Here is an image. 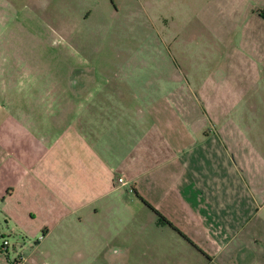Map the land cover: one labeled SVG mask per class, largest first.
<instances>
[{
  "label": "rangeland",
  "instance_id": "1",
  "mask_svg": "<svg viewBox=\"0 0 264 264\" xmlns=\"http://www.w3.org/2000/svg\"><path fill=\"white\" fill-rule=\"evenodd\" d=\"M74 76L83 88L144 87L154 100L164 90L188 112L196 108V118L224 121L236 138L242 126L261 122L258 138L244 135L248 153L254 148L248 161L261 158L259 169L252 165L240 179L232 172L230 180L264 184V0H0V80L9 86L0 92V106L28 100L30 92L16 89L21 81L25 89L51 90ZM6 117L0 109V122ZM260 196L223 212L232 240L214 263L264 261ZM151 217L140 216L130 227L112 221L109 228L103 215L65 222L50 245L38 248L42 233L29 236L0 216V245L8 241L11 264H209Z\"/></svg>",
  "mask_w": 264,
  "mask_h": 264
},
{
  "label": "crops",
  "instance_id": "2",
  "mask_svg": "<svg viewBox=\"0 0 264 264\" xmlns=\"http://www.w3.org/2000/svg\"><path fill=\"white\" fill-rule=\"evenodd\" d=\"M19 85L21 94L31 93L28 100L0 106L7 114L0 122V216L6 223L15 222L29 236L42 233L40 248L59 236L65 222L103 215L109 228L112 221L130 227L143 215L160 221L156 210L179 230L160 221L171 229L172 239L181 246L185 240L209 264H220L215 257L232 240L221 215L233 205L240 210L238 200L264 196V184L230 180L232 172L240 179L252 165L259 169L261 158L248 161L254 148L248 153L244 135L258 138L261 122L242 126L236 138L224 121L196 118V108L188 112L164 90L154 100L144 87L130 91L103 83L83 88L75 76L69 85L51 90ZM8 91L0 80V92ZM14 203H21L20 209ZM4 260L0 257V264H11L9 254Z\"/></svg>",
  "mask_w": 264,
  "mask_h": 264
},
{
  "label": "built area",
  "instance_id": "3",
  "mask_svg": "<svg viewBox=\"0 0 264 264\" xmlns=\"http://www.w3.org/2000/svg\"><path fill=\"white\" fill-rule=\"evenodd\" d=\"M119 183L122 185H126L123 179H119ZM8 246H9V244H8V241H6V240L0 245V257L1 256L6 257L9 254Z\"/></svg>",
  "mask_w": 264,
  "mask_h": 264
},
{
  "label": "trees",
  "instance_id": "4",
  "mask_svg": "<svg viewBox=\"0 0 264 264\" xmlns=\"http://www.w3.org/2000/svg\"><path fill=\"white\" fill-rule=\"evenodd\" d=\"M155 211V213L159 216V218H160V221L162 222V223H164V224H167L169 227H171V228H173L174 230H176V231H178L179 232V230L178 229H176L175 227H174V225L171 223V222H169L168 220H166L159 212H157L156 210H154ZM180 233V232H179Z\"/></svg>",
  "mask_w": 264,
  "mask_h": 264
}]
</instances>
